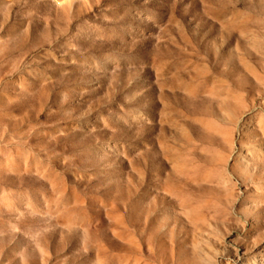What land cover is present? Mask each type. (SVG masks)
Returning <instances> with one entry per match:
<instances>
[{"label": "rangeland", "instance_id": "obj_1", "mask_svg": "<svg viewBox=\"0 0 264 264\" xmlns=\"http://www.w3.org/2000/svg\"><path fill=\"white\" fill-rule=\"evenodd\" d=\"M0 264H264V0H0Z\"/></svg>", "mask_w": 264, "mask_h": 264}]
</instances>
